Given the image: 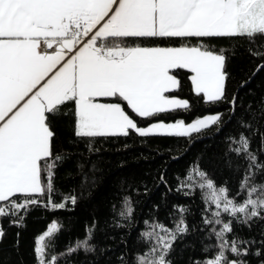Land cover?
Wrapping results in <instances>:
<instances>
[{
  "label": "snow or ice",
  "instance_id": "snow-or-ice-1",
  "mask_svg": "<svg viewBox=\"0 0 264 264\" xmlns=\"http://www.w3.org/2000/svg\"><path fill=\"white\" fill-rule=\"evenodd\" d=\"M191 37L227 38L230 44L244 38L249 44H256L257 38L264 40V0H0V218L12 217V223L20 226L24 214L40 206L33 198L37 196H47L45 206L53 210L65 208L69 201L76 204L75 196H64L60 203L52 199L57 191L55 171L71 156L55 151L52 122L56 119L72 116L74 135L69 142L73 145L89 138L127 137L130 131L141 137H187L218 124L220 114L198 117L190 123L178 119L139 127L121 103L100 102V98H118L141 118L190 111L187 100L167 95L181 85L173 74L177 70L191 73L192 91L202 95L206 103L223 101L227 62L235 54L232 50H212L202 42L192 47L106 43L109 38ZM249 52L256 58L264 57V50ZM261 68L264 64L257 71ZM231 103L235 105V98ZM257 113L264 118V100L251 113L253 119ZM240 125L252 127L243 119ZM231 143L236 147L230 146L229 151L248 161L234 196L227 186H217L198 164L189 169L177 189L198 187L206 205L214 206L203 223L211 226L208 238L214 236L216 244L206 245L204 251L213 247L217 251L199 264H249L245 259L249 255L257 259L264 256V240L252 251L258 243L255 239L233 235L235 226L250 229L253 223L264 222V182H254L258 172L264 174V164L250 151V140L243 132ZM88 147L92 151L90 142ZM227 166L232 167L231 160ZM77 167L88 183L84 165ZM235 171L240 172L239 166ZM241 195L244 198L237 199ZM130 205V198L125 197L126 212L120 213L121 218L131 216ZM178 211L183 214L187 209L180 207ZM225 214L229 219L222 218ZM145 224L150 230L142 232L141 238L148 247L135 256V264H172L168 257L175 242L189 232L183 215L171 229L159 222ZM94 227L60 256L81 249L95 251L91 244ZM60 230L54 221L36 238L34 251L39 264H58L60 257L56 255L46 259L47 248L55 245H46L45 240ZM4 236L0 227V241ZM120 260L127 264L123 256Z\"/></svg>",
  "mask_w": 264,
  "mask_h": 264
},
{
  "label": "trees",
  "instance_id": "trees-1",
  "mask_svg": "<svg viewBox=\"0 0 264 264\" xmlns=\"http://www.w3.org/2000/svg\"><path fill=\"white\" fill-rule=\"evenodd\" d=\"M201 42L212 46V50L224 48L235 52L227 62L228 79L223 101L206 103L202 95L197 96L192 91L188 79L191 73L177 70L173 74L178 76L181 85L167 95L187 100L190 111L141 118L118 98H100V102L121 103L126 114L139 127L160 122L174 123L178 119L190 123L198 117L214 114H220L219 123L187 137H141L130 131L127 137L89 138L73 145L69 142L74 135L72 116L54 120L55 151L63 150L71 156L55 171L54 187L57 191L52 199L60 203L64 196H75L77 202L73 205L69 201L65 208L53 210L45 206L47 196H37L33 198L40 201V206L24 214L20 226L12 223V217L0 218V227L5 233L0 241V264H39L34 251L36 238L54 221L61 230L51 239L46 238V245H55L47 248L46 259L56 255L60 257L58 264H121L120 257L123 256L127 264H135V256L148 247L141 238L142 232L150 230L145 221L149 224L159 222L171 229L181 215L189 232L175 242L174 251L168 257L172 264H199L216 254L214 247L204 251L206 245L216 244L214 236L208 238L211 226L206 227L203 223L214 206L206 205L198 187L177 189L189 169L198 164L217 186H227L230 196H234L248 161L230 152L229 147H236L231 141L233 138L238 140L242 132L249 138L250 151L257 156L258 163L264 164V118L259 113L255 119L251 116L264 100V68L257 71L258 66L264 64V57L256 58L249 52V49L264 50V40L257 38L256 44H249L246 38L237 39L234 44H230L227 38L195 37L109 38L106 41L109 46L122 47L137 44L141 47H192ZM233 98L235 105L231 103ZM71 108L69 105V111ZM241 119L252 127H241ZM89 142L92 151H89ZM229 160L232 161L231 168L227 166ZM78 164L84 165L83 173L89 180L86 184L79 174ZM238 166L239 173L235 171ZM195 179L199 180L198 177ZM254 182H264V174L258 172ZM188 191L191 194L184 195ZM125 197L131 200L132 213L130 217L121 218L120 213L126 212ZM243 198V195L237 197ZM206 206L209 207L207 213ZM180 207L186 208L187 212L181 214L178 211ZM222 218L229 219L226 214ZM117 224L123 227H117ZM93 225L91 244L95 251L86 253L81 249L71 255L60 256L67 252L69 246L75 247L78 240L84 239L87 229ZM216 227L219 228L218 225ZM233 235L255 239L258 243L251 249L255 251L260 247L259 241L264 240V222L253 223L250 229L235 226ZM231 238L232 235L229 236ZM245 259L249 264H260L264 256L257 259L249 255Z\"/></svg>",
  "mask_w": 264,
  "mask_h": 264
},
{
  "label": "built area",
  "instance_id": "built-area-1",
  "mask_svg": "<svg viewBox=\"0 0 264 264\" xmlns=\"http://www.w3.org/2000/svg\"><path fill=\"white\" fill-rule=\"evenodd\" d=\"M85 39H87V38H85ZM49 51H51V50H49Z\"/></svg>",
  "mask_w": 264,
  "mask_h": 264
},
{
  "label": "rangeland",
  "instance_id": "rangeland-1",
  "mask_svg": "<svg viewBox=\"0 0 264 264\" xmlns=\"http://www.w3.org/2000/svg\"><path fill=\"white\" fill-rule=\"evenodd\" d=\"M191 88H192V87H191ZM149 126H151V125H149ZM149 126H148V127H149Z\"/></svg>",
  "mask_w": 264,
  "mask_h": 264
}]
</instances>
